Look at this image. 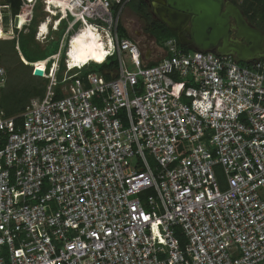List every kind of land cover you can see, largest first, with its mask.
<instances>
[{
	"label": "built area",
	"instance_id": "built-area-1",
	"mask_svg": "<svg viewBox=\"0 0 264 264\" xmlns=\"http://www.w3.org/2000/svg\"><path fill=\"white\" fill-rule=\"evenodd\" d=\"M129 1L20 0L11 13L0 0V35L46 79L18 115L0 107V264H264V58L120 37ZM38 3L36 42L65 28L29 62L18 36ZM93 27L110 42L97 64L117 68L75 74L94 60L68 64L70 42Z\"/></svg>",
	"mask_w": 264,
	"mask_h": 264
},
{
	"label": "water",
	"instance_id": "water-1",
	"mask_svg": "<svg viewBox=\"0 0 264 264\" xmlns=\"http://www.w3.org/2000/svg\"><path fill=\"white\" fill-rule=\"evenodd\" d=\"M158 1L164 6L159 16L167 11L164 21L188 50L230 55L237 63L264 58V31L251 26L237 5L227 0ZM184 31L189 33L188 39Z\"/></svg>",
	"mask_w": 264,
	"mask_h": 264
},
{
	"label": "rangeland",
	"instance_id": "rangeland-1",
	"mask_svg": "<svg viewBox=\"0 0 264 264\" xmlns=\"http://www.w3.org/2000/svg\"><path fill=\"white\" fill-rule=\"evenodd\" d=\"M133 3L137 4V0H134ZM2 15H3L2 27L5 30L11 29L9 23V16L11 15V13L7 12V10H4L2 12ZM43 16L44 13L41 11V4L38 3L34 8L33 21L27 28L28 32H22L18 36V43H19L18 49L21 53V56L32 61L37 59H42L48 55L55 53L59 48V43H58L59 38L65 28L63 21L58 31H50V36L52 37V39L48 38V40L45 43H39L33 41L32 39H33V32L35 29V25L38 21L42 20ZM122 25L125 27V30L129 34V37L133 40L140 42L141 45L146 42H151L150 36L143 30L144 24L142 20L135 13L132 12L131 4L127 5L123 9V12L121 14V18L119 22L120 31H118L119 36H121ZM13 39H15V37ZM13 39L10 36H0V53L2 55V63L5 67L10 68V71L7 72L6 75L7 82H5L3 86L4 92H7V89L9 88L8 85L9 83L13 87H21L24 83L27 82L46 83V80H44L42 74L41 75L37 74V72L41 71L40 68L43 67L41 62H38L36 66H30L24 62V60L19 56L18 53L17 55H15V51L13 49L14 48ZM108 41H109L108 35L102 34V42L104 44V48L102 47V49L104 51H108L110 48L109 47L110 43L109 45L107 44ZM15 50L17 52L16 47ZM90 54L93 56L99 55V53H95L93 49H90ZM113 58L115 59V57ZM8 60L11 61L10 64L8 63ZM100 61L103 60L99 59L93 61L87 64L80 71L74 69L72 72L75 74H80L81 72H87V71L97 72L99 68V64L97 63ZM239 64L241 66L247 65V63L245 62H239ZM49 66L50 63L48 64V67ZM62 71H63V64H61V66L59 67V72L57 73L58 80H60L62 77ZM148 161L150 164L152 163L149 159Z\"/></svg>",
	"mask_w": 264,
	"mask_h": 264
},
{
	"label": "trees",
	"instance_id": "trees-1",
	"mask_svg": "<svg viewBox=\"0 0 264 264\" xmlns=\"http://www.w3.org/2000/svg\"><path fill=\"white\" fill-rule=\"evenodd\" d=\"M133 1L134 0H130L127 3V5L131 4L132 12L135 13L142 20L144 24V27H143L144 32H146L150 37H152L155 43L160 45L165 40L172 38L176 40L179 47H181L183 50H188L185 46H182L179 43L175 32H173L164 23L158 22L152 18L150 12L145 7V4L144 2H142V0H137V4H134ZM232 1L235 2L239 6V8L243 11L245 17L249 21L261 27H264V0H232ZM6 2L10 7L11 13L18 12L20 4H21L20 0H6ZM121 28L122 29H121L120 37H124L125 35H127V32L123 26H121ZM118 31H120L119 24L117 26V32ZM10 37H12V39L14 38V36H10ZM32 40L34 41V39ZM13 44H14L13 49L15 51V55H17V52L15 50V39H13ZM46 57L42 59H45ZM0 59L2 62L1 53H0ZM24 59L26 61L32 62V60H29L27 58H24ZM37 60H41V59H37ZM37 60H33V61H37ZM107 61L99 64V68H98L99 72H103V70L105 69L114 70L117 68L116 59H114L113 57H110L108 58ZM10 62L11 61L8 60L9 64ZM4 68L6 70V75H7V72L10 71V68L5 67V66ZM104 75L108 77L109 73H104ZM8 85H9V88L7 89V92H4L3 87L0 89L1 91L0 92V107L5 111L7 116H15L24 110L26 104L29 102L31 98L43 97L46 83L27 82V83H24L21 87H13L10 83ZM58 87L56 89L57 96L60 95V93H58L59 92ZM16 120L20 121V119L18 118Z\"/></svg>",
	"mask_w": 264,
	"mask_h": 264
},
{
	"label": "bare ground",
	"instance_id": "bare-ground-1",
	"mask_svg": "<svg viewBox=\"0 0 264 264\" xmlns=\"http://www.w3.org/2000/svg\"><path fill=\"white\" fill-rule=\"evenodd\" d=\"M49 2H51V0H49ZM55 3L56 1H54V4ZM47 24H48L47 21H44L41 24L40 31L42 33L47 29ZM55 25H57V23H55ZM92 29L93 31L90 29H86L72 38L70 42V49L68 52L69 53L68 64L80 66L83 63H85L88 59H93L94 61L99 59L103 60V54L108 53L110 48L108 51H104L100 46L101 44L103 45V42L102 41L100 42V40H102V34H100L95 27H93ZM109 43L110 42L108 41L107 44L109 45ZM90 49H93V51L95 53H99V55L98 56L91 55ZM44 63L45 62H41L42 65H44Z\"/></svg>",
	"mask_w": 264,
	"mask_h": 264
},
{
	"label": "flooded vegetation",
	"instance_id": "flooded-vegetation-1",
	"mask_svg": "<svg viewBox=\"0 0 264 264\" xmlns=\"http://www.w3.org/2000/svg\"><path fill=\"white\" fill-rule=\"evenodd\" d=\"M227 1H229V2H231V3H233V4H235V5H237L235 2H233L232 0H227ZM142 2H144V4H145V7L148 9V11L150 12V14H151V16H152V18L153 19H155L156 21H158V22H162V23H164L166 26H167V23L164 21V18H167V11H165V13H164V15L162 16V17H160L159 16V12L161 11V10H163V4H161L158 0H142ZM238 6V5H237ZM239 7V6H238ZM240 9V8H239ZM241 10V9H240ZM241 12L243 13V11L241 10ZM243 17H244V19L251 25V26H253L254 28H256V29H259V30H261V31H264V27H261V26H259V25H257V24H255V23H252L251 21H249L246 17H245V15H244V13H243ZM172 30V29H171ZM173 31V30H172ZM174 32V31H173ZM184 35H185V37L188 39L189 38V33L187 32V31H184ZM176 36H177V34H176ZM231 39L233 40V39H235V35H234V32L233 31H231ZM188 44H190V43H188Z\"/></svg>",
	"mask_w": 264,
	"mask_h": 264
},
{
	"label": "crops",
	"instance_id": "crops-1",
	"mask_svg": "<svg viewBox=\"0 0 264 264\" xmlns=\"http://www.w3.org/2000/svg\"><path fill=\"white\" fill-rule=\"evenodd\" d=\"M123 26V25H122ZM124 27V26H123ZM124 29H125V27H124ZM102 40H100V42H101ZM101 47H102V44H101ZM101 50V49H100Z\"/></svg>",
	"mask_w": 264,
	"mask_h": 264
},
{
	"label": "clouds",
	"instance_id": "clouds-1",
	"mask_svg": "<svg viewBox=\"0 0 264 264\" xmlns=\"http://www.w3.org/2000/svg\"><path fill=\"white\" fill-rule=\"evenodd\" d=\"M34 39V38H33ZM35 41V40H34ZM41 60H43V59H41Z\"/></svg>",
	"mask_w": 264,
	"mask_h": 264
}]
</instances>
